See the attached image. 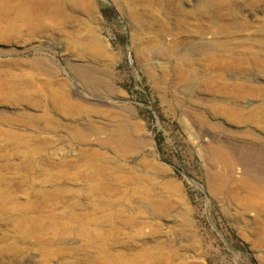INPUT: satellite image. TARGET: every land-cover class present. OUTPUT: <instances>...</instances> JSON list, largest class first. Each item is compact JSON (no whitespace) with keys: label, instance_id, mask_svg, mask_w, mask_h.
Segmentation results:
<instances>
[{"label":"rangeland","instance_id":"1","mask_svg":"<svg viewBox=\"0 0 264 264\" xmlns=\"http://www.w3.org/2000/svg\"><path fill=\"white\" fill-rule=\"evenodd\" d=\"M0 264H264V0H0Z\"/></svg>","mask_w":264,"mask_h":264}]
</instances>
